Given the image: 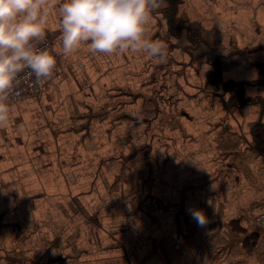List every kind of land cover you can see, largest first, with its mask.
<instances>
[{"label": "crops", "instance_id": "1", "mask_svg": "<svg viewBox=\"0 0 264 264\" xmlns=\"http://www.w3.org/2000/svg\"><path fill=\"white\" fill-rule=\"evenodd\" d=\"M147 33L166 63L81 46L11 103L0 264H264V0H164Z\"/></svg>", "mask_w": 264, "mask_h": 264}, {"label": "clouds", "instance_id": "2", "mask_svg": "<svg viewBox=\"0 0 264 264\" xmlns=\"http://www.w3.org/2000/svg\"><path fill=\"white\" fill-rule=\"evenodd\" d=\"M164 0H62L58 5L60 48L69 56L85 46L90 54L145 55L166 63L168 44L153 40L147 28ZM57 0H0V127L8 124L11 97L21 78L42 85L56 68V56L47 50L49 9ZM203 225L200 210L191 213Z\"/></svg>", "mask_w": 264, "mask_h": 264}, {"label": "built area", "instance_id": "3", "mask_svg": "<svg viewBox=\"0 0 264 264\" xmlns=\"http://www.w3.org/2000/svg\"><path fill=\"white\" fill-rule=\"evenodd\" d=\"M43 46H46L47 50L56 56L57 64H56V68L54 70V74L50 78V79H52V78H55L56 76H58L60 73H62L63 65H62L57 53L55 52L54 43L47 36H46L45 45H43ZM44 84L45 83H43L42 85H33L32 81H30L28 79L21 78L20 85L18 86L15 93L11 97V103L17 99H21V98L26 97L30 93H35V92L40 91L43 88ZM254 220H255L256 224L264 225V212L258 214Z\"/></svg>", "mask_w": 264, "mask_h": 264}]
</instances>
